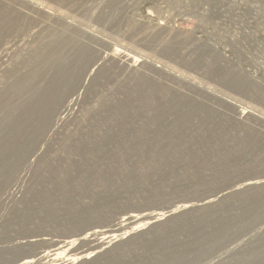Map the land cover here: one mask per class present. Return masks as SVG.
<instances>
[{"label": "rangeland", "instance_id": "1", "mask_svg": "<svg viewBox=\"0 0 264 264\" xmlns=\"http://www.w3.org/2000/svg\"><path fill=\"white\" fill-rule=\"evenodd\" d=\"M233 124L264 136V0H0V264H264Z\"/></svg>", "mask_w": 264, "mask_h": 264}, {"label": "trees", "instance_id": "2", "mask_svg": "<svg viewBox=\"0 0 264 264\" xmlns=\"http://www.w3.org/2000/svg\"><path fill=\"white\" fill-rule=\"evenodd\" d=\"M189 110H195L196 113L200 117L205 116V115H210V113H211V110L209 108L204 107L203 105H200V104H191L189 107L186 108L185 111H189ZM212 112H214V111H212ZM183 113H184V111L181 114H183ZM233 126L235 127V129L240 130V132H239V136L240 137H243L244 135H248L249 137H252V138H254V139L258 140V141L262 140L261 142H264V136H262L260 131H257V130H255L253 128H249V127H246V126H243V125L241 126L240 124H233ZM71 139H73V140H71ZM70 141H72V143H74L76 141H79V142H81L82 144H85V145L89 142L88 140L86 142V141L81 140V139H79L77 137H71ZM240 158H241V156L238 155L236 157L237 160H235V158L233 159L235 161V164L239 163L238 159H240ZM150 170L152 172L154 171L153 169H150ZM260 171L261 170L259 168H255L254 169L251 166L247 165V166H243V167H238V168L235 169V171H233V172H231L230 174H227V175H228V177L234 178L236 176H240V174H242V175H246V174H249V173L256 174L257 172H260ZM154 172H153V174H154ZM130 174H135V171L130 173ZM151 177L152 176H148L147 175L148 179H150ZM135 179H136V177L131 176V175H127V176H125V177H123L121 179L113 180V182L115 181V183L116 182L117 183L113 185V187L111 188V191L119 188V192H120V195H121L122 193H125L126 188L129 186V181L133 182V180H135ZM219 186H221V185H218V187ZM218 187H210L209 189L205 188V187L203 188L201 186H199L197 188L195 187L194 188L195 190L193 191L192 194H195L196 196H199V195H202L206 191H209V190H212V189L215 190ZM107 193H109V192H107V191L105 192L104 189H100V190H94L93 192H91V193H89L87 195H82L81 198H86L88 200L83 202L81 207L82 208H87V210L88 209L90 210L91 208H93V206H94L93 210L103 209V205H98L99 203H96V201L102 202L103 199H107V197L109 198L111 195L107 194ZM121 196H123V195H121ZM74 198H75V196H74ZM75 207L77 209H80L78 206H75ZM74 209H73V212H72V215H71V219H76L75 214H76L77 211H74ZM205 209L206 208H202L200 210H188V211H185V213L183 212V214L181 216L183 217L184 215H186V216H190L191 217L193 215H197L198 213H200L202 211H205V212L208 211V210H205ZM212 209L214 210L215 208H212ZM73 214H74V216H73ZM181 216H179V217L181 218ZM180 218H178V219H180ZM176 219H173L171 221H165V222L163 221V222L158 224L159 227L157 226L158 227L157 230L153 228L152 229L153 231H152L150 229L149 231L145 232L144 234L139 235L138 237H142L144 240L152 239L153 237H156V236L164 233V232H161L162 229H164L166 227V225L167 226H171L173 224L172 222L175 223L178 220V219L177 220Z\"/></svg>", "mask_w": 264, "mask_h": 264}, {"label": "water", "instance_id": "3", "mask_svg": "<svg viewBox=\"0 0 264 264\" xmlns=\"http://www.w3.org/2000/svg\"><path fill=\"white\" fill-rule=\"evenodd\" d=\"M207 199H202V200H197V201H190V202H188V203H186V204H188V205H190V204H194V203H198V202H205ZM172 208H173V206H167V207H165V208H161V211H164L166 214H169L171 211H172ZM138 213H144V212H142V211H138ZM150 218H152V217H149V219ZM150 220H153V219H150Z\"/></svg>", "mask_w": 264, "mask_h": 264}, {"label": "bare ground", "instance_id": "4", "mask_svg": "<svg viewBox=\"0 0 264 264\" xmlns=\"http://www.w3.org/2000/svg\"><path fill=\"white\" fill-rule=\"evenodd\" d=\"M28 264V263H27Z\"/></svg>", "mask_w": 264, "mask_h": 264}]
</instances>
